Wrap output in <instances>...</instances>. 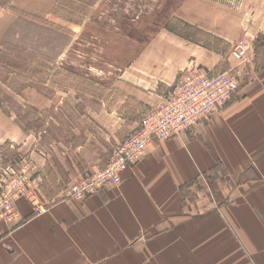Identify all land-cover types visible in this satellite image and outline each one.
Wrapping results in <instances>:
<instances>
[{"label":"crops","instance_id":"0c3cea01","mask_svg":"<svg viewBox=\"0 0 264 264\" xmlns=\"http://www.w3.org/2000/svg\"><path fill=\"white\" fill-rule=\"evenodd\" d=\"M42 2L50 10L57 0ZM10 4L19 6V11L49 14L46 6L28 0H0V41L18 16ZM184 4L185 12L176 11L175 17L188 32L209 38L205 43L175 38L172 44L180 55L185 52V65L214 71L225 63L226 53H215L213 48L230 53L234 42L245 36L249 45L264 43V0H184ZM263 48L264 44L258 50ZM176 73L157 76L159 85L168 89ZM136 83L142 90L132 85L128 94L136 109L156 104L152 85ZM243 98L249 102L242 110L253 111V124L264 129V82L233 97ZM217 115L214 112L189 132L200 137L152 143L143 158L120 173L119 183L87 200L50 206L43 216L10 233L24 216L33 214L29 203L21 204L15 220L0 222V237H5L0 242V264H264V136L251 139L249 148L227 132L214 137ZM261 128L256 134L263 132ZM15 138L4 137L0 147ZM81 149L82 145L71 144L65 152L36 155L44 195L60 196L83 172L96 170L98 160L87 159ZM243 149L249 152L248 164L241 162ZM203 173L215 178L209 195L200 191L205 189L198 177ZM249 173V183H243ZM33 193L46 205L38 189Z\"/></svg>","mask_w":264,"mask_h":264},{"label":"rangeland","instance_id":"374dc122","mask_svg":"<svg viewBox=\"0 0 264 264\" xmlns=\"http://www.w3.org/2000/svg\"><path fill=\"white\" fill-rule=\"evenodd\" d=\"M28 1L46 6L49 14L19 11V6L10 4L9 9L18 16L0 41V46L12 47L5 55L0 54V140L6 136L16 137L0 147V194L5 190L0 210L5 217L16 213L18 216L22 212L20 205L25 202L33 210L32 216L28 219L24 216L23 222L10 233L29 219L43 216L50 206L65 200H78L76 193H66L69 184L60 191V196L55 193L50 194L51 197L44 195L41 165L36 155L41 158L49 152H65L71 144L82 145L86 158L98 160L99 166L71 181V186H77L89 173L108 165L116 144L132 132L134 124L146 112L156 110L151 107L162 105L174 82H179L188 70L208 72L200 77L204 81L203 76L215 80L218 75L214 74L224 71L221 75L235 84L230 100L216 104L212 111L218 115L213 118L216 123L211 135L216 137L227 132L232 138H240L248 148L251 139L264 136V129L253 124V111L242 110L249 99H233L235 93L255 90L264 82V48L258 50L263 42L252 46L249 37L245 36L234 42L230 53L223 47L213 48L215 53H226L225 63L213 71L189 62L185 65V52L180 55L179 48L172 44L176 37L183 42L186 38L198 43L209 41L201 34L188 32L175 17L176 11L185 12L184 0H57L50 10L42 0ZM174 70H177L174 82L168 89L161 87L157 76H170ZM137 81L149 82L153 87L150 92L157 98L156 104L142 111L136 109L137 104L128 95L132 85L142 90ZM194 87L190 85L182 91L179 104L188 99L186 96L194 94L200 98L199 102L204 101L200 106L203 109L206 100L222 89L221 86ZM196 108L199 110L198 106ZM226 109L234 112L219 114ZM212 114L199 119L196 125L209 121ZM233 114H237L235 121ZM192 128L181 129L176 136L153 143L182 140L185 136L200 137L196 132L189 133ZM258 128L263 132L256 134ZM145 155L146 152L141 158ZM249 161V152L243 149L241 162L248 164ZM17 163H22V170H18L16 176L4 179L5 168ZM133 165L135 163L129 166ZM204 175H198L205 188L200 191L209 195L210 181L215 178ZM249 178L250 173L243 178V183H249ZM35 188L45 198L44 212L43 208H38L43 203L33 193ZM194 201L200 204L199 200ZM198 203H194L197 208ZM195 207L189 211L194 212ZM4 220L0 222H9ZM3 241L5 237H0V242Z\"/></svg>","mask_w":264,"mask_h":264},{"label":"built area","instance_id":"2783aa9c","mask_svg":"<svg viewBox=\"0 0 264 264\" xmlns=\"http://www.w3.org/2000/svg\"><path fill=\"white\" fill-rule=\"evenodd\" d=\"M232 53L238 58L241 57L237 52L232 51ZM205 73L208 72L188 70L179 82H174L168 98L162 101V105L151 107V109L156 108V110L150 113L146 112L132 132L116 144L110 155L108 165L89 173L77 186L69 184L66 193L71 194L74 192L78 200H83L98 189L101 190L105 186L118 183L120 172L130 164L140 160L145 154L149 143L162 138L174 137L181 129L188 130V128H192L199 119L212 114L216 104H224L229 101L235 88L234 82L227 79V76L221 75L224 71L215 73L214 75H218L215 80L207 76H203L206 81L200 80V77ZM190 85H195L194 88L203 85L208 87L221 86L222 89L214 93L210 99H207V105L201 109L200 106L204 104V101L199 102L198 99L200 98L194 94L191 97L186 96L188 99H183L181 104L178 103L184 94H182V91ZM184 108L188 111L183 110ZM22 166V163L7 166L3 171L4 179L16 176L17 171L22 170ZM4 192L5 190L2 193ZM2 193L0 194V201ZM38 208H43V212L45 211L43 204H40ZM16 216L17 213L14 216L5 217L2 210H0V221L7 219L6 221L10 222Z\"/></svg>","mask_w":264,"mask_h":264},{"label":"trees","instance_id":"16d2710c","mask_svg":"<svg viewBox=\"0 0 264 264\" xmlns=\"http://www.w3.org/2000/svg\"><path fill=\"white\" fill-rule=\"evenodd\" d=\"M14 23H12V24H14ZM11 48L12 47L10 45H7V44L1 45L0 46V54H4L5 55V53L8 52ZM15 75L17 76V74H15Z\"/></svg>","mask_w":264,"mask_h":264},{"label":"bare ground","instance_id":"6f19581e","mask_svg":"<svg viewBox=\"0 0 264 264\" xmlns=\"http://www.w3.org/2000/svg\"><path fill=\"white\" fill-rule=\"evenodd\" d=\"M34 190H37V188H35ZM34 190H33V192H34Z\"/></svg>","mask_w":264,"mask_h":264}]
</instances>
